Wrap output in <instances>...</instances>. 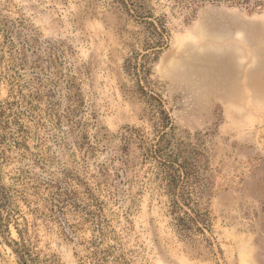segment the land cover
<instances>
[{
	"label": "rangeland",
	"instance_id": "1",
	"mask_svg": "<svg viewBox=\"0 0 264 264\" xmlns=\"http://www.w3.org/2000/svg\"><path fill=\"white\" fill-rule=\"evenodd\" d=\"M0 111V264H264V0H0Z\"/></svg>",
	"mask_w": 264,
	"mask_h": 264
},
{
	"label": "trees",
	"instance_id": "2",
	"mask_svg": "<svg viewBox=\"0 0 264 264\" xmlns=\"http://www.w3.org/2000/svg\"><path fill=\"white\" fill-rule=\"evenodd\" d=\"M161 114H162V120H163L162 128L164 130L167 127H169L171 123H170L169 116H168V114L166 113L165 110L162 109L161 110ZM1 115H2V113L0 111V131H1L2 125H3V119L1 117ZM162 156H163V154H162ZM164 159H165V161L169 162L168 163L169 170H168L167 177H168V180H169L170 184L173 186V188H175V187H177L179 185V183L181 182V179L183 181H186V180H188L187 178H191L190 171L188 169H186L183 166V164L178 165L179 167L177 168V167L174 166V163L171 164L173 162L172 159H171V156H169V159L167 157H165ZM201 222H202L203 225L207 226V224L205 222V219H201ZM17 263L18 264H27L26 260L23 259V257L21 255L18 257Z\"/></svg>",
	"mask_w": 264,
	"mask_h": 264
}]
</instances>
